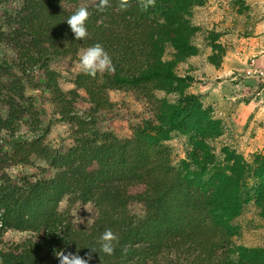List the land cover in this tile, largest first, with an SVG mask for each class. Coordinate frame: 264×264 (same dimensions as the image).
Instances as JSON below:
<instances>
[{"label": "trees", "instance_id": "1", "mask_svg": "<svg viewBox=\"0 0 264 264\" xmlns=\"http://www.w3.org/2000/svg\"><path fill=\"white\" fill-rule=\"evenodd\" d=\"M20 1V11L8 14L12 29L0 32V39L18 47L23 61L0 63V81L13 67L34 70L99 43L115 68L106 72L104 84L134 90L153 118L135 130L133 139L105 135L98 141L82 137L81 129L86 135L89 124L73 119L80 126L75 144L58 153L42 136L26 141L14 135L21 126L24 97L10 88L6 104L11 114L0 115V135L7 132L11 138L3 145L12 152L0 144L3 264H59L56 252L75 254L79 249L86 257L90 248L98 252L90 264H264V249L231 241L249 178L258 182L253 199L264 214V168L254 171L228 148L218 155L211 141L222 135V123L188 93L191 81L176 72L180 63L197 54L191 14L200 0H156L147 11L136 0L127 11L119 9V0H110L104 12L97 10L99 0ZM80 6L90 12L89 38L83 41L75 39L66 22ZM167 48L174 51L172 61L165 60ZM83 84L94 107L104 106L97 83L83 78ZM155 92L174 99L158 98ZM173 133L190 138L191 151L178 165L164 147ZM36 159L48 167L37 169L46 174L52 169L54 176L8 175L12 167L35 166ZM139 187L143 191L133 196L131 190ZM135 201L144 206L142 214L130 210ZM79 203L95 207L92 222H75L72 211ZM106 229L120 238L112 256L101 252L98 243ZM9 231L27 236L6 243L3 237Z\"/></svg>", "mask_w": 264, "mask_h": 264}, {"label": "rangeland", "instance_id": "2", "mask_svg": "<svg viewBox=\"0 0 264 264\" xmlns=\"http://www.w3.org/2000/svg\"><path fill=\"white\" fill-rule=\"evenodd\" d=\"M21 5L20 0H0V32L12 29L7 23L8 14L20 11ZM191 23L197 29L193 45L198 51L180 63L176 72L191 81L188 93L197 96L213 119L222 123L223 133L211 141L212 147L217 149L218 155L226 148L237 152L254 171L264 168V0H200V5L192 11ZM11 44L0 39L1 64L23 61L18 47ZM80 55L53 59L34 70L8 69L12 71L8 72L11 76L6 73L0 81V115L8 117L11 114L6 104L9 89L20 91L24 97V114L14 134L16 137L31 141L42 136L44 144L52 151L66 153L74 146L80 128L73 119L89 124L86 135L81 129L82 137L98 141L105 135L118 140L133 139L135 130L145 120L153 118L144 99L134 90L113 89L109 83L104 84L106 72L97 73L95 78L84 74L79 67ZM165 60H174L172 48H167ZM83 78L97 83L104 106L94 107ZM155 95L174 99L158 92ZM10 141L9 133L0 135L1 145ZM164 145L174 165L191 151L190 138L180 133H173ZM3 147L12 153L8 147ZM33 161L35 166L12 167L7 170L8 175L15 178L27 174L37 179L54 176L52 169H48L47 174L37 169H47L45 162ZM257 185L255 178L246 181L245 205L233 221L237 234L231 241L249 249H264V214L253 199ZM142 191L143 187H139L131 190V194L134 196ZM66 207L63 202L62 208ZM130 210L142 214L144 206L135 201ZM96 214L92 204L79 203L72 211L77 224H82L81 220L92 222ZM26 236L9 231L3 240L13 244Z\"/></svg>", "mask_w": 264, "mask_h": 264}, {"label": "clouds", "instance_id": "3", "mask_svg": "<svg viewBox=\"0 0 264 264\" xmlns=\"http://www.w3.org/2000/svg\"><path fill=\"white\" fill-rule=\"evenodd\" d=\"M136 2L144 11H147L150 7H155L156 4V0H136ZM109 7H111L110 0H99L97 10L104 12ZM118 7L121 11H127L132 7V0H119ZM89 17L90 12L87 7L80 6L74 14L67 19L66 22L76 40L83 41L89 38V32L87 29ZM79 67L84 74L89 75L92 78H95L97 73H111L115 71L111 57L99 43L82 52L79 58ZM88 221L90 222V220ZM81 223H84V221L81 220ZM98 243L101 252L108 256H112L114 255L116 248L119 246L120 238L111 229H106L101 234ZM90 250L91 251L86 257H81L79 255V249L75 254L72 252L65 254L64 251H58L55 255L59 264H90L93 259V253H98L95 248H90ZM0 264H3L2 260H0Z\"/></svg>", "mask_w": 264, "mask_h": 264}]
</instances>
